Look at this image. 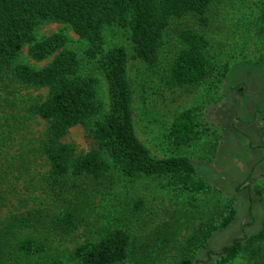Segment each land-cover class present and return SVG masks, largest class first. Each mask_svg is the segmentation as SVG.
Returning <instances> with one entry per match:
<instances>
[{"label": "trees", "instance_id": "16d2710c", "mask_svg": "<svg viewBox=\"0 0 264 264\" xmlns=\"http://www.w3.org/2000/svg\"><path fill=\"white\" fill-rule=\"evenodd\" d=\"M215 1L219 0H0V71L23 86L47 89L45 97L30 103L26 111L47 122L38 150L48 164L44 190L53 196L0 221V264H64L66 259L78 264H150L149 248L138 246L129 228L110 221L99 227L97 237L77 242L52 257H41L48 248L49 235L70 234L78 228L79 208L63 196L69 190H84V182H99L117 172L132 180L164 178L172 189L192 196L210 190L187 153L202 138L199 106L192 104L175 114L164 134L170 153L154 155L136 132L128 51L123 44L107 46L104 31L111 26L124 29L135 56L155 66L170 19L192 14L206 24ZM52 21L68 23L86 41L82 56L68 46L64 30L37 34L39 25ZM25 46L32 58L49 61L43 66L19 61ZM83 60L105 77L108 102L100 96V78L94 72H84ZM226 67L214 62L210 41L202 31L181 27L162 82L167 87H212L211 79L215 85L223 81ZM78 124L93 139L85 151L65 140ZM234 216L229 200L220 213L201 222L180 245L184 222L173 215L160 225L157 239L164 246H178L180 258L174 264H199L194 253L206 247L213 232L227 226ZM263 241L264 220L257 232L225 245L219 264L244 252L260 256L264 262L262 248L255 246Z\"/></svg>", "mask_w": 264, "mask_h": 264}, {"label": "rangeland", "instance_id": "374dc122", "mask_svg": "<svg viewBox=\"0 0 264 264\" xmlns=\"http://www.w3.org/2000/svg\"><path fill=\"white\" fill-rule=\"evenodd\" d=\"M207 15L206 24L192 14L171 18L155 66L135 56L133 42L124 29L107 27L104 36L107 46L123 44L128 51L135 128L154 155L170 153L164 134L175 114L189 105L199 106L202 138L187 153L199 175L210 184V190L192 196L172 189L164 178L132 180L117 172L99 182H84V190H69L63 196L79 208L78 228L70 234L49 235L42 259L97 237L99 227L110 221L129 228L136 244L149 248L150 264H174L180 258L179 248L159 242L160 225L173 215L180 217L184 222L178 238L182 245L201 222L220 213L229 200L233 202L235 216L227 226L213 232L206 247L194 253L199 264H219L225 245L259 230L264 220V3L219 0L211 5ZM186 26L202 31L210 41L214 62L220 67L227 65L226 76L218 85L214 84L215 79L210 81L212 87H167L162 82L177 47L178 30ZM58 30L66 32L68 46L82 56L86 41L68 23H42L37 34L43 36ZM19 61L43 66L49 59L32 58L25 46ZM83 70L100 78L99 93L108 102L103 74L86 60ZM46 93L44 87L23 86L0 71V221L53 198L44 190L48 164L38 150L47 122L39 116H29L26 111L30 103L43 99ZM65 140L73 142L80 151L93 145L92 137L80 124L69 130ZM255 246L261 247L264 255V241ZM64 264L78 263L66 259ZM225 264L264 262L260 256L244 252Z\"/></svg>", "mask_w": 264, "mask_h": 264}]
</instances>
